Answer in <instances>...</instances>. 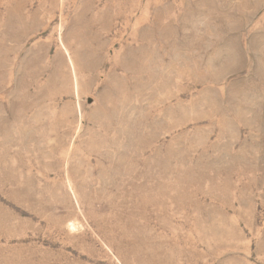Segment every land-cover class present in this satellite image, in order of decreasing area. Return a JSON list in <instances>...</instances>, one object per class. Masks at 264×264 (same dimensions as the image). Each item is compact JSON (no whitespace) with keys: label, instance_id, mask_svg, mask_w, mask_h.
<instances>
[{"label":"rangeland","instance_id":"rangeland-1","mask_svg":"<svg viewBox=\"0 0 264 264\" xmlns=\"http://www.w3.org/2000/svg\"><path fill=\"white\" fill-rule=\"evenodd\" d=\"M0 264H264V0H0Z\"/></svg>","mask_w":264,"mask_h":264}]
</instances>
